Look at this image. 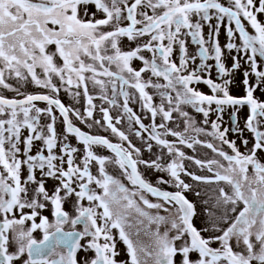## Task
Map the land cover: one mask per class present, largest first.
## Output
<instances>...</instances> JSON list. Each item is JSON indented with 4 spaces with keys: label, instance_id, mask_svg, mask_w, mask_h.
Returning <instances> with one entry per match:
<instances>
[{
    "label": "snow or ice",
    "instance_id": "snow-or-ice-1",
    "mask_svg": "<svg viewBox=\"0 0 264 264\" xmlns=\"http://www.w3.org/2000/svg\"><path fill=\"white\" fill-rule=\"evenodd\" d=\"M185 37L197 46L194 54ZM120 38L145 42L122 50ZM109 49L112 54H107ZM176 51L178 62L173 59ZM209 59L215 61L221 82L202 75L210 71ZM134 60L142 65L133 67ZM237 72L245 90L242 96L229 91ZM152 77L166 83H154ZM8 78L30 80L48 92L23 95ZM201 81L211 94L194 86ZM89 83L99 87L100 98L110 105H116L117 94L123 97L120 106L129 121L148 134V152L155 141L166 149V163L160 162L162 155L143 158L142 149L116 127L120 119L114 124L103 106L99 111L104 124L101 120L94 124L106 126L126 146L73 124L70 113L81 122L93 117L96 106ZM0 87L23 96L0 95V264H264V99L255 95L264 89V0H0ZM149 87L160 90L159 105L146 91ZM61 88L86 98L83 114L62 103ZM127 88L138 92L150 113V126L129 107L132 94ZM36 102H45L46 107ZM182 105L201 113L212 131L198 127ZM224 106L233 109V117L240 108L249 109L243 127L234 120V131L247 151L228 139V128L221 130L216 120L210 121V113L222 114ZM55 110L62 117L60 133ZM173 112L183 118V131L167 124ZM158 115L163 122H156ZM42 116L47 117L44 124ZM140 130L135 135L143 139ZM245 131L252 134L251 143L243 137ZM189 132L195 135H186ZM201 133L227 145L231 153L197 139ZM70 136L83 145L82 162L81 149L68 142ZM197 144L219 159L186 156L179 147L192 149ZM93 146L106 147L115 157L98 155ZM61 151L64 154L58 155ZM185 160L210 175L195 174ZM106 163L118 165L128 184L108 174ZM140 165L166 172L169 178L159 176L158 183H171L175 190L154 186ZM184 177L220 185L213 207L223 211L220 216L208 211L213 221L210 235L194 223L197 209L185 194L191 185ZM48 178L57 182L53 189L47 187ZM73 197L70 214L65 205ZM219 221L224 226L217 227ZM161 225L169 227L161 231ZM37 231L42 239L34 235ZM116 235L126 246L123 261L117 259Z\"/></svg>",
    "mask_w": 264,
    "mask_h": 264
},
{
    "label": "rangeland",
    "instance_id": "rangeland-1",
    "mask_svg": "<svg viewBox=\"0 0 264 264\" xmlns=\"http://www.w3.org/2000/svg\"><path fill=\"white\" fill-rule=\"evenodd\" d=\"M205 31H207V27L205 28ZM146 39V38H145ZM185 39L187 40V47H188V51L190 54H194L196 52L197 46L194 45L191 42V38L190 37H185ZM224 39V26H221V40ZM145 40H139L136 41L135 43H144ZM135 43L128 41L127 38H120L119 39V46L121 47L122 50H129L130 48L135 46ZM53 47V46H50ZM178 51L174 52L173 56H177ZM107 54H112L111 50L109 49V52ZM142 55H144L145 57H150V53L147 52H143L141 53ZM179 54V53H178ZM86 62H90L87 61ZM206 63L208 65L211 66L210 71L203 73L202 75L205 78H208V76H212L215 75L214 71L218 70L215 67V61L212 59H209L206 61ZM133 67H139L142 65L141 61L138 60H134L132 62ZM111 70L115 71V66L113 65ZM39 74V71H38ZM102 79L107 80V78L105 77H101ZM148 77L145 76L144 79H147ZM234 79L236 82L240 83V79H241V73L237 72L235 73ZM152 80L154 83L158 82V83H166L163 78H156V77H152ZM8 83H10L12 85L13 88H16L19 90L20 93H22L23 95H27V94H36V93H41V92H48L47 89H42L38 86H36L34 83L30 82V80L28 82H23V81H16L13 78H8ZM236 82L233 84V87H230L229 91L230 94L232 95H236V96H242L245 94V90L243 85L241 84L240 88H238L235 84ZM195 87L205 93V94H211V90L209 88L208 85L204 84L203 81L196 83ZM127 91L130 92V94H132V99L129 102V107H131L133 109V111L141 116L142 122L145 125L150 126L152 123L151 117H150V113H148V111L146 109L143 108L142 106V101H140L139 99V94L136 90L131 89V88H127ZM72 91L74 92L75 89H72ZM146 91L149 92L150 95H153L154 98V104L159 105L161 103V97L159 96V91L156 88H152L149 87L148 89H146ZM89 94L92 95L94 97L93 103L95 104L96 108L93 112V117L88 118L86 120V122H81L80 120H78L72 113L69 114V118L72 120L73 124L77 127H80L82 131H85L89 134L92 135H100V136H105L107 137L110 141L114 142V143H122L126 146L127 142H122L120 141L119 137L116 136L115 134L111 133L110 129H107L106 126H99V125H95L94 121L95 120H101L102 124H104L103 119H102V113L99 111L100 107L103 106L105 108H107L109 110L110 115L113 117V123L116 124V120L120 119V123L116 124V127L119 128L121 131L125 132L126 135L129 136V139L132 141L133 144H135L137 147H140L142 149V155L143 158L145 159H156L157 156H163V159L160 161L161 163H166L167 162V152L166 149H162L161 146L157 145L155 143V141H151V143L153 144V150L152 152H148L147 150V137L148 134L144 133L143 130L139 129V125H136L134 120L133 121H129L128 119V114L124 111V109L120 106L123 103V97L120 95H116L115 99L117 101L116 105H110L109 103H107V101L102 100L101 97V91L99 89V87H94L91 83H89ZM0 95H4L8 98H23L22 95H17V92L11 91L9 89H4L3 87H0ZM107 95L109 99L113 98V94L111 92V87L109 86V89L107 91ZM255 95L258 98L264 99V89H260L258 90ZM59 99H61L62 103H64L66 106L73 108L75 110L80 111L82 114L84 113L85 108L87 107V102H86V98L81 95L80 97H74L73 95L70 94V92L65 91L64 88H61V91L59 93ZM38 107H46L45 102H36ZM165 107L167 108L168 105L165 101ZM183 111H187L189 113V115L196 121L197 126L198 127H203L206 129L207 132H211V123L205 125L203 123L204 117L201 113H197L195 111V109H193L191 106L189 105H182L181 106ZM244 110H245V116H243L244 118V122L246 120V117L249 113V109L247 108V106H244ZM56 115H57V131L58 133H60L62 131V117L59 115V111L55 110ZM47 121V117L42 116L41 117V124H44ZM183 118L180 117L178 112H173V119L171 121H168L167 124L173 128L174 130L177 131H183L184 130V126H183ZM156 122L157 123H161L162 118L161 116H157L156 117ZM88 124H92L93 126L91 128L88 127ZM244 126V123H243ZM235 128V127H234ZM137 130H140L142 132V136L144 137L143 139L141 137H138L135 135V132ZM234 130V129H232ZM64 134H67L66 132ZM250 136L247 137L251 143V139H252V134L249 133ZM186 135L191 136V135H195L192 132L186 133ZM244 138H246L245 136H243ZM167 139H169L170 141H175L177 138L175 137H166ZM197 139L202 140V141H206V142H211L214 143L217 147H223V149L226 152L231 153V150L227 147V145H220L219 141L215 140L212 136L210 135H205L203 133L199 134L197 136ZM69 143H71V145L73 147H77L79 149H81V155H80V160L82 162L83 159V145L81 144V142L79 140H77L74 136H70L69 137ZM237 146L240 148V150L242 152L247 151V149L244 148V146L242 144H240V138L239 141L237 143ZM181 148L182 151L185 152L186 156H193L195 158L198 159H219V157L216 156L215 153H213L210 149L206 148L205 146H203L202 144H197L194 145V148L190 149L188 148L186 145H180L179 146ZM93 150L96 152V154L98 155H104V156H108L110 158H114L115 154L111 152V150L107 149L106 147L103 146H93ZM186 167L194 172L197 175H210L207 172L206 168H200L199 166L195 165L193 162L185 160L184 161ZM226 163V162H225ZM106 171L108 172V174L116 177L117 179H121L125 184H128V182L126 180H124V178L121 175V170L119 169L118 165H116L115 163H106L105 165ZM97 169H98V165L95 164V162L92 165V171L93 174L97 173ZM139 170L140 172L144 175V177L151 182L154 186H158L161 187L163 190H168V191H174L175 188L174 186L169 183L167 185H161L158 183V177L159 176H164L166 179H168V174L166 172H158L155 169H149L146 168L144 165H140L139 166ZM186 182H188L191 185V190H189L188 192H186V196L188 197L189 200H191L195 205H196V209H197V216L194 217V223L197 225L198 228H206L208 229V233L207 234H212L213 233V221L212 219L209 218L208 216V211L209 210H213L216 212V216H220L223 209H220L219 211H217L213 206L215 205L216 202V198L218 196V192H217V188L220 185H217L216 183H211V184H207V183H203V182H197V181H193L190 177H184ZM54 187H51V189H53ZM197 193H199V195H197ZM148 198L150 199V201L152 202H159L158 200L153 199L151 196L148 195ZM75 198H71L69 201L66 202L65 208L67 211L70 212V214H74V204ZM207 202V203H205ZM86 204V203H85ZM87 205V204H86ZM147 211L151 212L152 214H155L157 210H148ZM44 214H48L47 211H45ZM159 214L161 215H169L168 213H164L162 210H160ZM50 219H52V217H49ZM217 227H222L223 222L219 221L216 223ZM166 227H169V225H161V231H164L166 229ZM153 230L155 229V225H152ZM38 232L34 233V235H37ZM117 236V235H116ZM143 240L145 242H147V238L142 236ZM120 242V241H119ZM119 246L122 247L121 242L119 243ZM122 250V248H121Z\"/></svg>",
    "mask_w": 264,
    "mask_h": 264
},
{
    "label": "bare ground",
    "instance_id": "bare-ground-1",
    "mask_svg": "<svg viewBox=\"0 0 264 264\" xmlns=\"http://www.w3.org/2000/svg\"><path fill=\"white\" fill-rule=\"evenodd\" d=\"M220 39H221V37H220ZM173 59L174 60H177V62H178L179 54L177 53V56H173ZM214 74L215 75H212L210 77L215 82H221L222 79H223V77L219 73V71L218 70L214 71ZM238 83L239 82H236L235 85L238 88H240L241 87L240 86L241 84H238ZM230 87H233V84ZM212 107L215 108V105H213ZM244 109H245L244 107L240 108V111L236 114L235 117H233L231 115L233 109L231 107H229V106H224V111H223L222 114H219V113H216V112L210 113L209 119H210V121L211 120H216L217 123H219L221 125V130H223L224 128H228L229 129L228 139L235 140L238 143V141H239L238 134L234 130H232V129H234V127H235L234 120L239 122V126L240 127H243L244 119H242V118H244L243 116H245V110ZM243 136H245L247 138V137L250 136V134H249V132L245 131L243 133ZM35 143H36L37 146L43 148L42 142L37 141ZM54 151H56V150H54ZM57 154L58 155H63L64 153L61 151V152H58ZM56 183L57 182L55 180L51 179V178H48L47 181H46V184H47L48 189H51V187H54L56 185ZM85 203L87 204V201H85ZM116 246H117V251H118L119 248H118V242H117V240H116ZM123 258L124 257L119 253L117 259L120 260V261H123Z\"/></svg>",
    "mask_w": 264,
    "mask_h": 264
},
{
    "label": "flooded vegetation",
    "instance_id": "flooded-vegetation-1",
    "mask_svg": "<svg viewBox=\"0 0 264 264\" xmlns=\"http://www.w3.org/2000/svg\"><path fill=\"white\" fill-rule=\"evenodd\" d=\"M150 196V195H149ZM153 199H155V200H157V198H155V197H152ZM188 198V197H187ZM191 201V200H190ZM146 210V209H145ZM197 226V225H196ZM77 228H78V230H82V228H83V225H78L77 226ZM69 229V226L68 225H66L65 226V230H68ZM38 232V234L37 235H35L36 236V238L37 239H42V233H40L39 231H37ZM143 235H141V239H143V237H142ZM116 240H117V242H119L120 240H119V237H118V235L116 236ZM121 242V244H122V247H120L119 246V244H118V253H120L124 258H123V260H125L126 259V246L123 244V242L122 241H120ZM119 242V243H120ZM215 246H218V245H214V247ZM121 248H122V250H121Z\"/></svg>",
    "mask_w": 264,
    "mask_h": 264
}]
</instances>
